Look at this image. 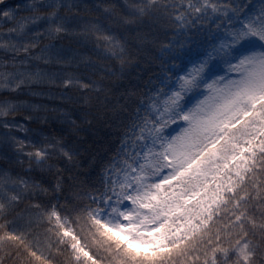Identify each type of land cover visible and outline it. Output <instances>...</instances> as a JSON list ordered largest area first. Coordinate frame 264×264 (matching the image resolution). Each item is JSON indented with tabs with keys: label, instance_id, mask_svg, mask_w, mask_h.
<instances>
[{
	"label": "snow or ice",
	"instance_id": "6c2138e0",
	"mask_svg": "<svg viewBox=\"0 0 264 264\" xmlns=\"http://www.w3.org/2000/svg\"><path fill=\"white\" fill-rule=\"evenodd\" d=\"M0 264H264V0H0Z\"/></svg>",
	"mask_w": 264,
	"mask_h": 264
},
{
	"label": "trees",
	"instance_id": "16d2710c",
	"mask_svg": "<svg viewBox=\"0 0 264 264\" xmlns=\"http://www.w3.org/2000/svg\"><path fill=\"white\" fill-rule=\"evenodd\" d=\"M123 2V0H121ZM28 99L33 100L34 102H41V103H47V104H56L60 101L56 100L54 97L52 99H48L46 97H26Z\"/></svg>",
	"mask_w": 264,
	"mask_h": 264
}]
</instances>
